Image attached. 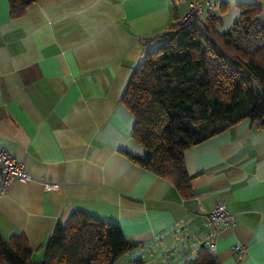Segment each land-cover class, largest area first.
Instances as JSON below:
<instances>
[{
  "label": "crops",
  "instance_id": "obj_1",
  "mask_svg": "<svg viewBox=\"0 0 264 264\" xmlns=\"http://www.w3.org/2000/svg\"><path fill=\"white\" fill-rule=\"evenodd\" d=\"M254 1L219 0V30L239 17V3ZM183 8L171 0H34L12 18L0 0V148L30 175L12 179L0 197V235L23 234L33 261L56 225L80 210L143 245L123 256L130 261L185 264L214 234L219 264H264V128L243 118L187 148L189 196L126 154L143 147L121 97L144 51L161 42L151 38ZM218 202L235 226L209 221ZM236 243L246 247L240 259Z\"/></svg>",
  "mask_w": 264,
  "mask_h": 264
},
{
  "label": "trees",
  "instance_id": "obj_2",
  "mask_svg": "<svg viewBox=\"0 0 264 264\" xmlns=\"http://www.w3.org/2000/svg\"><path fill=\"white\" fill-rule=\"evenodd\" d=\"M32 2L8 0L10 17L22 15ZM262 2L239 3L233 25L260 20ZM205 19L175 16L153 36L160 44L144 51L121 97L135 120L133 137L143 147L141 155L126 154L171 180L183 196L191 195L192 176L184 164L187 148L243 118L264 128V45L244 50L227 31L219 30L218 17ZM141 246L126 240L117 224L76 210L56 225L36 261L23 234L0 235V264H114ZM130 262L145 264L142 259ZM185 264L219 262L204 247Z\"/></svg>",
  "mask_w": 264,
  "mask_h": 264
},
{
  "label": "built area",
  "instance_id": "obj_3",
  "mask_svg": "<svg viewBox=\"0 0 264 264\" xmlns=\"http://www.w3.org/2000/svg\"><path fill=\"white\" fill-rule=\"evenodd\" d=\"M174 5H182V18L189 17L202 18L204 15H215L219 6V0H171ZM264 26V21L256 20L254 23L245 27H235L231 25L227 32L231 38L244 50L252 51L257 47L264 45V35H262L261 27ZM28 181L30 175L27 172L23 161L19 160L14 154L5 149L0 148V197L3 196L9 189L12 179ZM55 183L44 182L46 190L56 189ZM209 221L217 229L219 226L233 227L237 223L236 215L229 211L223 202L216 203L207 214ZM211 234L208 236V241L204 245L205 249L215 254V243L211 239ZM233 251L237 258H242L246 252V247L236 243L233 245Z\"/></svg>",
  "mask_w": 264,
  "mask_h": 264
},
{
  "label": "rangeland",
  "instance_id": "obj_4",
  "mask_svg": "<svg viewBox=\"0 0 264 264\" xmlns=\"http://www.w3.org/2000/svg\"><path fill=\"white\" fill-rule=\"evenodd\" d=\"M114 264H132V263L130 262L129 258L122 257Z\"/></svg>",
  "mask_w": 264,
  "mask_h": 264
}]
</instances>
